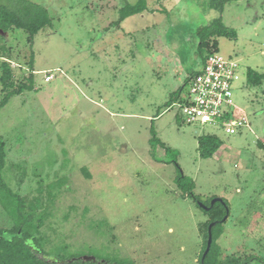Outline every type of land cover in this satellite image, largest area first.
<instances>
[{"label":"rangeland","instance_id":"1","mask_svg":"<svg viewBox=\"0 0 264 264\" xmlns=\"http://www.w3.org/2000/svg\"><path fill=\"white\" fill-rule=\"evenodd\" d=\"M32 1L47 7L51 26L32 40L0 29V75L10 61L17 88L32 61L35 69L33 88L0 106L1 176L27 207L12 197L7 207L0 185V228L23 217L42 223L40 248L60 258L200 264L211 216L198 201L222 197L220 263L264 260V0H231L222 12L208 0H148L156 11L119 22L122 6L137 0ZM218 18L236 32L213 37L216 51L240 63L234 100L249 124L236 134L187 123L179 110L203 62L198 29ZM10 89L0 79V102ZM153 131L169 151L158 145L154 154ZM207 133L222 145L203 158ZM180 172L199 200L178 186Z\"/></svg>","mask_w":264,"mask_h":264},{"label":"trees","instance_id":"2","mask_svg":"<svg viewBox=\"0 0 264 264\" xmlns=\"http://www.w3.org/2000/svg\"><path fill=\"white\" fill-rule=\"evenodd\" d=\"M210 7H214L217 10H223L224 5L231 0H208ZM146 10L156 11L157 9H150L148 6V0H137L135 4H129L126 2L120 10L119 21H123L126 17L139 14ZM161 10V9H159ZM52 25V17L49 10L44 5L32 1V0H0V29L3 32L8 31L10 28L14 27L17 29H23L28 32L30 39L32 40L34 35H36L42 28ZM199 36V53L204 61L207 56L217 50V40L213 37L216 36H227L236 37V32L229 30L228 27L223 23L221 18L214 20L211 24L202 26L198 29ZM31 64V72L27 79L28 83L22 81L19 83L17 88H15V82L13 80V68L8 60H3L1 63V75L0 79L6 88H11L7 91L5 96L0 102V106L5 105L9 98L15 94L21 93L25 89H32L34 84V74L35 69L33 67V61ZM249 77L253 71H249ZM255 77H252L251 82L259 84L260 80L255 81ZM151 147L155 154V149L158 145H163L167 151L170 147H167L157 136L156 132L153 131L151 138ZM264 146V143H260ZM222 140L215 134H203L199 139V150L200 155L203 158H209L214 155V153L221 147ZM4 143L0 139V185L10 192V197L5 194V205L7 207L13 204V199H15L18 210L21 212L27 209L26 206L22 205V200L20 196L18 197L8 188L6 183L3 181L1 176V169L4 167L5 162V151L2 150ZM177 162V160H175ZM177 184L180 188L184 189L190 195L194 197L195 200L200 198L194 193L195 183L188 179L183 173L177 178ZM7 192V191H6ZM225 200V199H224ZM227 206L228 202L225 200ZM20 203V204H19ZM219 205L221 210H217L216 207ZM200 207V206H199ZM205 213L209 214L211 218L205 223L204 229V242L203 247L200 252V264H222L219 261L220 247L217 243V239L223 232V221L222 218L226 214L225 206L216 202L212 208L205 210L200 207ZM213 212V213H212ZM15 213V211L13 212ZM216 221L217 224L213 227V242L210 251L208 252L204 263L201 262L203 253L207 247L208 239V226L211 222ZM16 225L12 229L0 228V264H120L116 262H111L109 260L102 261H84L80 257L68 256L60 258L58 256H53L51 253L40 248V238L37 235L42 223L33 224L28 222L27 217H23V221L15 222ZM222 226V228H221ZM34 227V230H33ZM43 254V256H40ZM262 259L256 255L245 256L242 263L239 264H259ZM257 261V262H255ZM264 262V260H262Z\"/></svg>","mask_w":264,"mask_h":264},{"label":"built area","instance_id":"3","mask_svg":"<svg viewBox=\"0 0 264 264\" xmlns=\"http://www.w3.org/2000/svg\"><path fill=\"white\" fill-rule=\"evenodd\" d=\"M239 60L211 52L196 73L179 110L187 123L200 122L236 134L248 126V117L234 100L233 86L241 78ZM52 76L47 75L46 80ZM242 111V112H241Z\"/></svg>","mask_w":264,"mask_h":264},{"label":"water","instance_id":"4","mask_svg":"<svg viewBox=\"0 0 264 264\" xmlns=\"http://www.w3.org/2000/svg\"><path fill=\"white\" fill-rule=\"evenodd\" d=\"M216 202H220V203H222V204L225 206V208H226V214L224 215V217L222 218L221 221H226L227 218L229 217V208H228V206H227L225 200H224L222 197H215V198H213V199L211 200V202H210L209 205H206V204H204L203 202L198 201L199 206L202 207V208L205 209V210H208V209L212 208L213 205H214ZM216 224H217V222H216V221H213V222H211V223L209 224V226H208L207 247H206V249H205V251H204V253H203L202 259H201V262H202V263H204V260H205V258H206V256H207L208 252H209L210 249H211L212 242H213V232H212V229H213V227H214ZM80 258H81L82 260H84V261H96V260H97L96 257H94V256H88V255L81 256Z\"/></svg>","mask_w":264,"mask_h":264}]
</instances>
